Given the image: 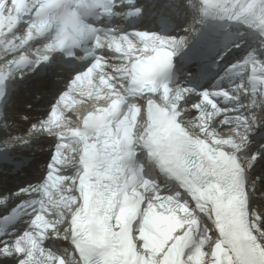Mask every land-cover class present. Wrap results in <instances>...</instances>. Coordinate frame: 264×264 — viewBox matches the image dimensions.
I'll return each mask as SVG.
<instances>
[{"label":"snow or ice","instance_id":"snow-or-ice-1","mask_svg":"<svg viewBox=\"0 0 264 264\" xmlns=\"http://www.w3.org/2000/svg\"><path fill=\"white\" fill-rule=\"evenodd\" d=\"M0 264H264V0H0Z\"/></svg>","mask_w":264,"mask_h":264}]
</instances>
